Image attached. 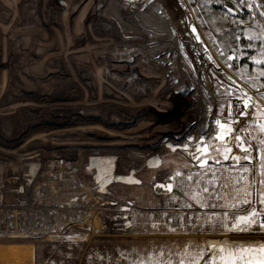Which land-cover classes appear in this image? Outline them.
Masks as SVG:
<instances>
[{"label": "rangeland", "instance_id": "obj_1", "mask_svg": "<svg viewBox=\"0 0 264 264\" xmlns=\"http://www.w3.org/2000/svg\"><path fill=\"white\" fill-rule=\"evenodd\" d=\"M179 1L176 10L182 14L185 29L191 33L192 26L195 25L208 52L218 63L224 65L225 58L231 55V49L224 57L219 56L217 49H222L225 44L239 47V42L233 44L229 36L222 35V32H227L233 19V15H229L227 20L222 18L223 0ZM111 4L112 0H23L15 7L11 0H0V229L25 232L19 236L0 235V246L26 247L23 255L3 253L0 264H136L137 258L143 259L145 264H165L169 252L183 256L189 240L203 244L204 239H223V233L204 230L207 228L204 223L205 213L210 212V209L199 210V220L192 219L191 223L182 221L177 215L182 209L170 202L172 194L167 193L166 189L163 192L157 189L161 184L173 183V192H176L177 181L183 180L187 184L185 177L192 168L191 158L182 161L186 164L178 168L153 167V161L148 160L161 155H180L185 150L170 148L166 141L183 143L188 134L196 137L202 134L198 132L200 115L196 111L197 100L194 98L199 92L195 83L193 84L196 80L203 79L198 76L196 66L199 61H195L196 49L193 47L200 45V41L193 40L190 46L184 43L183 48H180L184 50L182 56L189 55V58L184 57L185 62H181L176 70L170 71L171 76L168 77L176 79V82L172 83L170 79L167 89L163 87L160 78H157L159 70L147 69V72L157 75L154 79L156 91L158 89L156 96L168 94L172 101L175 100L171 102L172 109L164 108L162 103L154 100H149L151 106L154 102L151 108L136 102L133 97L132 101L116 99L114 110L120 115L131 110V107H144L145 112H140L142 117L130 118L116 125L109 117L114 118L119 114L106 111L108 118L105 119V112L93 105L99 100L107 103L113 98H109L105 88L100 86L102 84L100 87H93L94 91L91 92L81 76H75L73 69L74 64H79L102 82L106 65L113 63L116 56L126 54L125 50H148L134 48L139 44H133L127 37L117 40L95 39L98 34L94 30L99 32L105 29L103 21L112 8ZM229 7H232L231 4ZM138 16L134 13L126 19L132 20V26H137ZM244 20L246 23L239 27L241 30L249 29L246 36L248 39L253 32L258 34L261 23H264L257 18L255 23L249 24L247 16ZM170 34L177 37L174 30ZM221 40L224 44H221ZM252 43L257 46L252 52H257L264 41L256 39ZM203 47L204 45H200L201 49ZM35 50H39L40 54L34 55ZM33 56L39 63L50 65L54 61L58 67L60 64L74 82L80 83L77 86L80 96H63L62 85L65 81L61 77L38 80L33 72L28 71L36 65V62L30 61ZM242 60L246 61V57L236 60L233 69L225 65V73L231 75L236 82L231 92L225 88L217 90L215 78L208 71L209 67L215 71L212 62L203 69L214 101L212 115L208 118L211 122L220 113V105H224L223 115L226 116L228 100L233 101L235 111V96L232 93H236L237 88L246 90L253 98L257 91L264 92V78L257 75L255 62L252 61L254 66H251V60L245 63ZM194 68L195 72L192 71ZM200 93H203V89ZM94 98H97L95 102ZM65 107H80L85 111L82 114L84 117L89 112L101 117L94 118L95 122L82 121L81 125L74 124L61 113L53 114L51 119L47 118V114L52 115V110ZM155 111L157 114H153ZM164 116L166 121L162 120ZM248 119L241 117L239 127H244ZM261 119L264 121V117ZM193 122L197 126L192 127ZM154 125L161 132L158 137H155L157 132L152 131ZM216 127L211 125L208 131H214ZM257 127L258 125H253V128ZM252 135L256 136L258 133L253 131ZM233 151L239 150L233 148ZM118 152L124 155L113 161V173L123 179L103 181L104 168L93 167L107 165V159L114 158L113 155ZM253 154L256 155L255 152ZM64 163V168H75L76 180H63L59 190L68 194L72 190L93 191L88 193L83 204L76 197L68 208L67 203L59 205L60 199L56 201V198H52V192L58 190V185L55 188V185L42 179L52 168L56 169ZM222 163L231 164V161ZM241 163L247 162L241 160ZM21 166L32 172L27 190H23L26 185L23 176L25 168ZM235 167L238 168L239 165ZM222 173L221 182L229 186L238 178L236 173L223 170ZM46 186L48 190L45 195L49 194L38 199L37 191ZM223 191L227 192L228 189ZM184 202L181 200L180 204ZM50 206V210L46 208ZM53 206L58 210H65V214L82 209L88 216L82 221L74 220L66 224L58 234L32 233L29 228L32 219L35 220L32 226L36 233L44 227L51 228L58 222L68 220L67 216L57 215ZM165 212L172 215L171 220L164 215ZM184 214L187 215L186 212ZM154 224H158V230L153 227ZM169 226L176 228V231H169ZM227 235L242 243L264 240V233L260 232H233ZM161 253L164 255L161 256Z\"/></svg>", "mask_w": 264, "mask_h": 264}, {"label": "snow or ice", "instance_id": "obj_2", "mask_svg": "<svg viewBox=\"0 0 264 264\" xmlns=\"http://www.w3.org/2000/svg\"><path fill=\"white\" fill-rule=\"evenodd\" d=\"M230 4L233 7H229ZM221 9L223 19L227 20L229 15H233L231 20L233 27L227 32H222V35L231 36L234 42L240 39L236 33L245 36L249 33V29L241 30L239 27L246 23L241 18L242 13L248 17L249 24L255 23L257 18L264 21V0L260 2L258 0H223ZM260 28L258 34L253 32L247 43L239 47L225 44L222 49L218 48L217 52L221 57H224L225 53L231 49V55L225 58L222 65L208 52L201 34L197 33L195 25L192 26V33L195 34L192 38L200 41V45H204L203 49L200 45L193 46L196 49L195 59L199 61L198 67L202 73L207 66L201 55L202 51L215 67V71L211 67L208 71L215 78L218 91L219 88H225L231 92L236 82L231 75L225 73V65L233 69L236 60L240 57L254 61L257 75L264 78V43L259 45V51L255 55L241 51V48L255 49L257 46L252 43L253 40L264 41V23H261ZM217 31L222 30L217 29ZM221 44H224L223 40ZM192 71L195 72L196 69ZM225 81H231V83ZM232 95L235 96V111L232 100L227 102L226 116L223 115L224 105H220V113L212 121L217 126L214 131L202 129V134L198 138L188 134L183 143L166 141L170 148H182L188 152L192 168L185 177L187 184L183 180L175 183L176 192H173V183L158 186L172 194L170 202L174 206L179 205L182 209L180 213H177L182 221L187 220L191 223L192 219L199 220V210L210 209V212L205 213L204 223L207 228L204 230L210 233H223V239L222 241L204 239L203 244L189 240L185 245L186 251L183 256L169 252L165 264H264V240L242 243L239 239L227 235L233 232L264 233V121L261 119L264 117V92L257 91L253 98L246 90L237 88L236 93ZM241 104H243L242 108ZM241 117L249 118L244 127H239L242 123ZM253 125L258 127L253 128ZM207 127L208 125H204V128ZM253 131L258 135L253 136ZM253 141L256 143L254 144ZM233 148L239 151H233ZM254 152L256 155L253 154ZM241 160L247 163L242 164ZM222 161H231V164H225ZM236 165L239 167H235ZM222 170L237 174L238 178L232 186L221 182ZM223 189L228 191L225 192ZM226 196L228 199H225ZM181 200L185 202L180 204ZM185 212L187 215L184 214ZM164 215L168 220L172 219L170 213L165 212ZM153 227L158 230V224H154ZM193 227L195 228V225ZM169 231L175 232L176 228L169 226ZM163 255L164 253H161V256ZM136 264H145V261L137 258Z\"/></svg>", "mask_w": 264, "mask_h": 264}, {"label": "bare ground", "instance_id": "obj_3", "mask_svg": "<svg viewBox=\"0 0 264 264\" xmlns=\"http://www.w3.org/2000/svg\"><path fill=\"white\" fill-rule=\"evenodd\" d=\"M122 1V2H121ZM180 2L179 0H112L111 4V10L107 14V17L104 19L103 26L105 29L103 31H99L95 28L93 30L98 34L96 35L95 39H102V40H108V39H115L118 38H129L128 40H132L133 44L137 43L139 44L138 47H134L137 49L144 48L148 50H125L126 54H121L122 56L118 55L116 56V60L113 61V63L107 64L104 69V80L102 79V82L100 79L96 78V76H93L91 72H89L88 69L84 68L83 66L79 64H74V74L75 76H78L83 79L84 84H86L87 88L89 90L94 91L93 87L95 86H102V89L106 91V94L109 95V98H113V100H109L107 103H102L100 100L95 102L97 98H94V104L96 109H101L105 112L103 118L107 119L108 115H106V111L113 112L115 114H119L118 111H115V106L117 102H115L116 99L118 100H129L132 101L133 98L136 100V102L144 104L146 106H149L152 108L154 106V102L149 103V100H154L156 102L162 103L164 108H170V106H173L171 104L172 99L171 97H168L169 95L166 94L165 96H159L157 97V91L155 89V82L154 79L160 78L163 87H168V81L171 79V82H176V79L169 78L171 76L172 70H176L181 62H185V58H189V55L182 56L184 50H180L181 44L187 43L192 45V41L194 40L192 37L195 35L189 31H187L184 27V23L182 21V14L180 11L176 10L177 5ZM124 3V4H123ZM121 4H123L121 6ZM138 14L139 18L137 22V26H132L133 23L132 20L126 19L128 15L131 14ZM132 17V16H131ZM131 25H130V24ZM175 31L177 34V37H172L170 34V31ZM197 31V30H196ZM126 39V38H125ZM137 40V41H136ZM129 42V41H128ZM135 46V45H134ZM141 46V47H140ZM179 46V48H178ZM189 53L191 54V51L189 50ZM33 54H40L39 50H35ZM194 55L196 56V53L194 52ZM183 57V58H182ZM203 60L206 61V64L211 61L207 59V56L202 55ZM144 58V59H141ZM30 61L36 62V65L28 69V71L33 72L37 79L41 80L43 78L44 80L48 79H57L61 77L64 81L63 83V89L64 93L63 96L68 95L70 97L73 96V98H77L80 96V89L77 87L78 81L74 82V79L67 74L66 70L64 68L58 67V64L54 61L50 62V65L39 63L38 60L33 56L30 58ZM119 59V60H117ZM142 60V63L140 61ZM195 61H197L195 59ZM117 62V63H116ZM193 62V60H192ZM198 62V61H197ZM197 62H194L196 64ZM55 64V65H54ZM152 64V66H151ZM54 65V66H53ZM199 63H197V70H198V76L203 79L196 80L193 82L194 85H196V89L199 92L195 95L196 102V111L198 112L199 120H198V132H202V129L204 131H208V129L211 128V125H214L208 118L210 117V111H212L214 101H212V93L209 82L206 80L205 75L203 72L201 73L200 68H198ZM151 66V67H149ZM159 70V73L157 75L153 74V72L148 70ZM167 68V70H166ZM169 68V71H168ZM148 69V70H147ZM171 69V70H170ZM161 71V73H160ZM163 72V73H162ZM36 76H33L36 78ZM169 76V77H168ZM71 77L73 80L71 81ZM77 77V78H78ZM103 78V76H101ZM168 78V79H167ZM33 80L36 81V79L33 78ZM106 80V81H105ZM88 81V83L86 82ZM164 82V83H163ZM42 83H45L42 81ZM99 86V87H100ZM80 87V85H79ZM203 89V93H200V90ZM155 89V91H154ZM167 89V88H166ZM164 89H162L163 92ZM42 92V91H41ZM136 93V94H135ZM74 94V95H73ZM155 96V97H149V96ZM133 97V98H132ZM158 104V103H156ZM144 107H131V110L124 111L123 115L112 117L110 116L109 119L112 120L113 123L118 125L120 122H123L125 120H129L130 118H139L140 112L142 114H145L143 111ZM55 113H61L63 117H68L69 121H73L74 124H82L80 122L84 121H94V118H100L101 115L95 114V113H87L84 117L85 111H82V109L76 108L71 109L68 107L61 108V109H55L51 111L52 115L47 114V118L51 119L53 118V114ZM138 114V115H137ZM152 114V113H151ZM150 114V115H151ZM153 114H157L156 111ZM154 117H157V115H154ZM162 120L166 121V116H164ZM169 117V116H168ZM114 120V121H113ZM86 123V122H85ZM83 123V124H85ZM197 126V124H192V127ZM204 125H208L207 128H204ZM152 131H156L157 134H155V137H158L161 133L159 128L154 125L152 127ZM201 134V133H200ZM194 136V135H193ZM200 136V135H199ZM194 138H198L194 136ZM180 155H161L149 158L152 162L153 167H168V168H178L186 163H183L182 161L188 160L190 156L188 155V152L182 151L179 153ZM117 155V156H115ZM124 154L122 152H118L113 155L114 158L107 159L108 164L107 165H95L93 168H104L103 172V181L106 180H112V181H118L122 180V177H119L117 175H114L113 173V161L119 158V156H123ZM50 162V161H49ZM67 162V161H65ZM48 168V164H46ZM65 163L59 165L56 169H51L49 172L43 175L42 179L43 181H48L51 184L55 185L54 187L58 185V190L53 191L55 200L59 201V205H65V203L69 204L67 208L70 206L71 201H74L76 197H79L80 200L79 203L83 204L86 200V198L89 196L88 193L93 192L91 190H85L81 189L78 191L72 190L70 191L71 194H68V192H63L59 190L60 188V182L65 179L72 182V180H76L75 168L74 169H68L64 168ZM67 166V165H66ZM105 166V167H104ZM23 167V166H21ZM25 168V167H23ZM28 168H25V173L23 174L25 178L26 185L23 186V190H27V184L29 181V178L32 176V172H28ZM93 172H96L94 170ZM49 184V183H48ZM50 184V185H51ZM48 185V186H50ZM48 186H46L43 190L37 191V195L39 196L38 199L44 198L49 194V192L45 195L46 191L48 190ZM157 189L160 191H164L165 189L159 188L157 186ZM73 198V199H72ZM38 199L36 200L37 202ZM54 200V199H53ZM47 202V201H46ZM44 203V202H43ZM50 210V207H46ZM56 209L54 206L52 207ZM47 209V211H48ZM78 209H80L78 207ZM76 209V210H78ZM68 210V209H67ZM55 212H57V215L61 216V214L65 217L67 216L66 221L64 222H58L57 225L49 227H44L40 232H35V228L33 225L34 219L31 220L32 224L29 226L32 233L40 234L43 233H49V234H55L59 233L60 230L66 226V224H69L73 222L74 220L82 221L88 216L86 212H84L82 209L79 211H74L73 213L65 214L63 212H66L65 210L56 209ZM3 234V235H2ZM21 234H25V232L10 230L9 228H2L0 229V235L6 236V235H12V236H19ZM26 247H1L0 246V256L4 253H9L11 255L20 254L23 255L26 253ZM15 253V254H14ZM23 260V258H22Z\"/></svg>", "mask_w": 264, "mask_h": 264}, {"label": "trees", "instance_id": "obj_4", "mask_svg": "<svg viewBox=\"0 0 264 264\" xmlns=\"http://www.w3.org/2000/svg\"><path fill=\"white\" fill-rule=\"evenodd\" d=\"M231 6L233 7V5H231ZM215 9H218V8L215 7ZM241 18H242V19H245L246 16L242 13V14H241ZM232 27H233V26L231 25V22H230L229 27H228V30H229L230 28H232ZM228 30H227V31H228ZM238 34H239V33H236V35H238ZM238 36L240 37V39H239V41H238V42H239V46H240L241 44L247 43V41L249 40L248 37L246 38L245 35H241V34H239ZM229 37L231 38V36H229ZM231 39H232V38H231ZM232 42H233V44H237V42H234L233 40H232ZM252 50H253V49L245 50V49L243 48L241 51H247L249 54H251ZM255 53H256V52H252L253 55H255ZM252 54H251V55H252ZM241 62H242V63H245V62H248V60H247V59H246V61H245V60H242ZM250 65H251V66H254L253 63H252V61L250 62Z\"/></svg>", "mask_w": 264, "mask_h": 264}, {"label": "built area", "instance_id": "obj_5", "mask_svg": "<svg viewBox=\"0 0 264 264\" xmlns=\"http://www.w3.org/2000/svg\"><path fill=\"white\" fill-rule=\"evenodd\" d=\"M23 0H11V4L15 7H18L19 4L22 3Z\"/></svg>", "mask_w": 264, "mask_h": 264}, {"label": "water", "instance_id": "obj_6", "mask_svg": "<svg viewBox=\"0 0 264 264\" xmlns=\"http://www.w3.org/2000/svg\"><path fill=\"white\" fill-rule=\"evenodd\" d=\"M59 66H60V64H59ZM60 68H61V66H60ZM62 69V68H61Z\"/></svg>", "mask_w": 264, "mask_h": 264}]
</instances>
